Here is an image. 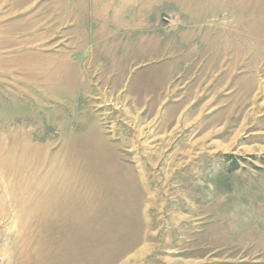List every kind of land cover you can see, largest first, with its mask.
<instances>
[{
  "label": "rangeland",
  "instance_id": "374dc122",
  "mask_svg": "<svg viewBox=\"0 0 264 264\" xmlns=\"http://www.w3.org/2000/svg\"><path fill=\"white\" fill-rule=\"evenodd\" d=\"M0 264H264V0H0Z\"/></svg>",
  "mask_w": 264,
  "mask_h": 264
}]
</instances>
